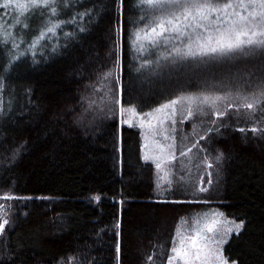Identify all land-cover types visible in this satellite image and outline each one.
I'll list each match as a JSON object with an SVG mask.
<instances>
[{
    "label": "trees",
    "instance_id": "1",
    "mask_svg": "<svg viewBox=\"0 0 264 264\" xmlns=\"http://www.w3.org/2000/svg\"><path fill=\"white\" fill-rule=\"evenodd\" d=\"M72 2L61 18L70 21L77 11L92 9L87 31L80 32L75 23L64 24L58 38L44 42L47 47L37 52L35 63L30 52L18 63L0 94L6 109L11 101L10 110L0 116V197L16 198L0 199L11 206L10 223L0 234V264H118L117 240L119 264H168L180 223L210 205L227 219L244 222L239 235L224 245L229 262L264 264L261 106L240 108L237 114L236 108L219 101L227 115L218 118L210 110L207 119L192 118L199 128L196 134L191 124L178 135V144L194 151L191 158L180 156L179 150L176 159L159 170L143 158L141 130L122 125L116 105L120 99L123 107L149 112L182 93L247 87L249 80L256 81L261 62L188 60L162 68L152 64L138 72L142 60L155 61L160 50L140 53L132 44V34L147 23L141 20L137 0H124L119 13L117 0ZM27 22L29 29L18 27L15 33H26L30 43L44 18L37 12ZM64 32L74 35L65 37ZM0 54L6 62L3 45ZM117 55L118 81L113 67ZM109 71L113 112L97 116L104 98L98 79ZM90 103L92 109L85 112ZM81 113L85 123L97 118L84 127L77 122ZM253 126L258 129L255 135ZM209 127L219 132L207 133ZM21 145L13 162V152ZM219 151L224 159L217 165ZM201 153L213 164L211 169L196 166ZM209 173L211 184L206 182Z\"/></svg>",
    "mask_w": 264,
    "mask_h": 264
},
{
    "label": "snow or ice",
    "instance_id": "2",
    "mask_svg": "<svg viewBox=\"0 0 264 264\" xmlns=\"http://www.w3.org/2000/svg\"><path fill=\"white\" fill-rule=\"evenodd\" d=\"M123 4L124 0H117L118 13L122 10ZM0 7H15L22 14L31 12L35 15L39 12L40 16L44 18V23L40 27L38 35L34 34L30 43L26 39V33L22 32L17 37L14 30L13 32H7L3 27H0V45H3L8 53L6 62L0 54V94L7 90V80L18 63L26 58L29 52L33 57V63H35L37 52L47 47L44 42L58 38V30L62 29L64 24L75 23L79 31L83 33L87 31L86 25L91 23L93 18V10L86 8L84 11H77L70 18V21L62 19L63 9L73 7L72 0H4ZM137 7L141 12V20L147 21V23L144 24L143 28H138L132 34V44L136 46V50L140 53H143L146 48L160 50V55L156 57L155 61L142 60L140 69H137L138 72L152 64L162 68L166 65H178L188 60L205 59H224L228 61L239 58L255 59L260 61L262 65L256 81L253 83L249 80L247 87L233 88L228 86V90L222 93L203 90L199 93H182L175 99H171L153 109L154 112L161 113L171 109V115L175 117L178 111L176 106L187 102L189 106L187 117L193 116L195 112L207 115L205 108L208 107L212 109V114L219 118L227 115L226 111L217 106L219 101H226L229 109L236 108L237 114H239L240 108L255 110L258 105L264 110V0H137ZM117 27L119 29V23ZM24 28H30L27 21L24 22ZM73 35V32H64L65 37ZM119 35L118 31L117 36ZM18 40L19 42H17ZM25 43H27V48H21V45ZM9 44L11 47H8ZM116 46H119L118 42ZM54 50L55 48H53ZM110 55L113 54L110 53ZM161 61L166 62V64H162ZM119 64L120 61L117 55L113 65L117 71V81L119 80ZM111 79V71L103 73L98 79V83L104 87V98L102 101L103 107L96 110L97 116L102 112L107 117L113 112L112 105L108 101V97L112 94ZM92 87L94 92L99 91L95 85H92ZM116 103H119V101H116ZM10 106L11 101H9L8 109H6L3 99L0 97V116L6 115L7 111L10 110ZM91 109L92 104L90 103L89 108L84 111L88 112ZM123 112L122 107L121 115H123ZM145 115L151 116L152 112ZM97 116H93L92 121L85 123L84 113H81L77 122L84 127H88ZM154 119H158L159 123L163 125L164 121L162 119L158 117H154ZM172 123L175 124L176 121L173 119ZM210 123L215 126L217 121L212 120ZM149 126L152 127L151 123H149ZM220 127H224L223 123L220 124ZM213 131L219 132V128L209 127L207 129V133ZM240 131L244 132L245 129L241 128ZM260 131L264 132V129ZM251 132L255 135L258 132L257 127L253 126ZM158 134L164 135L165 140L169 139L163 131ZM204 138V136H200L201 140ZM166 147L173 150L170 157L164 155L165 146H160L159 156L153 158L145 155L144 159L146 161L150 158L155 159L156 168L160 169L166 159L176 158L175 141ZM192 147H196V145L193 144ZM22 148L23 145L13 152V162L16 154ZM187 151L190 152L191 148ZM179 155L184 156L186 152L180 150ZM208 159L206 156L205 163L211 169L213 164L209 163ZM223 159L224 153L222 151H219L214 157L217 165ZM210 177L211 173H209V179L206 181L208 184L213 182ZM202 183H204L203 180ZM199 191L205 192L206 189L200 187ZM0 199L8 201L16 198L10 194H5ZM10 210L11 206L0 204V234L5 232L6 225L10 223L8 218ZM194 224H199V221H194ZM216 224V221H212L202 228L193 227L183 231L177 229V235L173 237V247L170 250L172 255L168 257V264H229L222 247L227 243L225 236L233 231L239 235L240 230L244 227V222L234 223V227L228 228L224 235L219 237ZM117 227H120L119 223H117ZM116 235L119 237L120 233L117 232ZM120 252L121 243L117 240L116 258L118 264ZM151 259L152 257H149V260ZM87 264H92V261H87ZM232 264H235V261Z\"/></svg>",
    "mask_w": 264,
    "mask_h": 264
},
{
    "label": "rangeland",
    "instance_id": "3",
    "mask_svg": "<svg viewBox=\"0 0 264 264\" xmlns=\"http://www.w3.org/2000/svg\"><path fill=\"white\" fill-rule=\"evenodd\" d=\"M3 3L4 0H0V5H2ZM31 14H32L31 12L22 14L21 11L15 7H8V8L0 7V27H3V29L7 32H12L14 28H15L14 31L16 32L18 27L24 29V22L27 21V19L30 17ZM18 21L20 22L18 23ZM118 101L119 103H116V105L120 113L121 124L129 127H137L141 130L143 158L145 157V155H148L149 157H153V158L159 156L160 146H165L164 155L166 157H170L173 150L167 148L166 146L172 144L174 141L176 144L175 156H178L177 155L178 151L184 149L183 148L184 145L178 144L179 143L178 135H181V133L184 132V128L188 127V125H191L193 123L192 118L199 120L202 119L204 120L205 118L207 119L210 110H212L211 108L206 107L205 111L207 112V115H201L200 113L195 112L193 116L187 117V110L189 106L187 102H183L182 105L176 106L178 111L175 117L171 115V109H167L161 113H157L152 110L149 111L152 112V115L149 116V115H145L146 113L149 112H139L134 106L131 105H127L123 107L121 105L120 99H118ZM217 106L219 107L218 104ZM122 107L124 109L123 115H121ZM154 117H158L159 119H162L164 121L163 125L159 123L158 119H154ZM185 117H187V119H185ZM173 119L176 121L175 124L172 123ZM149 123H151L152 127L149 126ZM191 126L193 127L194 130L193 134H196V132H198L199 130L198 126L195 124H192ZM173 129H175V131H173ZM162 131L164 132V134H166L169 137V139L165 140L164 135L158 134ZM188 149L189 148L184 149V151L186 152V155L190 156L191 158V154L193 155L194 151H192L191 148V151L188 152L187 151ZM205 157H206L205 154L202 155V158L200 156L201 160L200 158H198V162L196 166L207 167V164L205 163ZM153 158L148 159L147 162H150L155 165V159ZM175 159H166L165 163L162 164V167L160 169H163L165 166L169 165L166 163H172ZM192 162H194V160H192ZM208 162L210 163L209 159ZM197 220L199 221V224H194V221ZM212 221L217 222L216 228L218 230L217 232L218 237L223 236L228 228L234 227V223H240L227 219L222 212L218 211V209L215 206L210 205V206H206V208L202 209L200 212L199 211L195 212V214L191 217L190 220H185L181 222L178 229L183 231L185 229H192L193 227L202 228L205 224L210 223ZM189 234L191 233L189 232ZM234 234L236 233L233 231L231 234L225 236L227 242L229 238ZM176 235H177V230L175 236ZM224 245L222 246L223 249H224ZM229 264L232 263L229 262Z\"/></svg>",
    "mask_w": 264,
    "mask_h": 264
}]
</instances>
